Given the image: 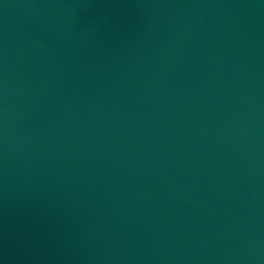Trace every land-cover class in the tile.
Instances as JSON below:
<instances>
[{"label": "water", "instance_id": "obj_1", "mask_svg": "<svg viewBox=\"0 0 264 264\" xmlns=\"http://www.w3.org/2000/svg\"><path fill=\"white\" fill-rule=\"evenodd\" d=\"M0 264H264V0H0Z\"/></svg>", "mask_w": 264, "mask_h": 264}]
</instances>
